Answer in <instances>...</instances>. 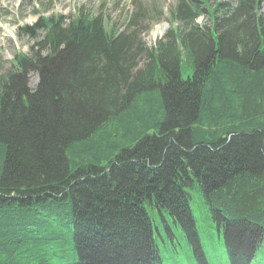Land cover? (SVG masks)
I'll return each mask as SVG.
<instances>
[{
  "label": "trees",
  "instance_id": "1",
  "mask_svg": "<svg viewBox=\"0 0 264 264\" xmlns=\"http://www.w3.org/2000/svg\"><path fill=\"white\" fill-rule=\"evenodd\" d=\"M262 1L176 0L154 47L83 5L20 27L37 41L0 74V264H213L223 236L230 264H264Z\"/></svg>",
  "mask_w": 264,
  "mask_h": 264
},
{
  "label": "rangeland",
  "instance_id": "2",
  "mask_svg": "<svg viewBox=\"0 0 264 264\" xmlns=\"http://www.w3.org/2000/svg\"><path fill=\"white\" fill-rule=\"evenodd\" d=\"M176 0H0V74L5 73L11 66L16 54H28L31 46L37 38L31 34H25L20 27L32 26L43 15L54 14L72 15L78 7L85 6L97 14L107 15L120 30L128 29L140 33L148 47H154L157 41L163 37L170 27V7ZM213 0H211L212 2ZM236 1V0H222ZM153 5H152V4ZM153 6L154 11L147 9L146 17L137 16L145 7ZM259 12L264 14V1ZM207 13L198 18V22L206 24ZM260 22V21H259ZM142 63L138 60L133 70L135 73L142 69ZM194 209L199 210V199L193 203ZM155 221V229L162 231L167 240L166 224L157 213L149 211ZM168 218V216H166ZM202 217H200V221ZM160 246L164 249L163 239L158 237ZM184 242V239L182 240ZM225 236L214 245L213 264H230V258L226 253ZM207 251L209 248L207 247ZM165 253V251H164ZM163 253V254H164ZM165 255V254H164ZM175 263L179 255H169ZM181 264H194L193 261L184 260Z\"/></svg>",
  "mask_w": 264,
  "mask_h": 264
}]
</instances>
